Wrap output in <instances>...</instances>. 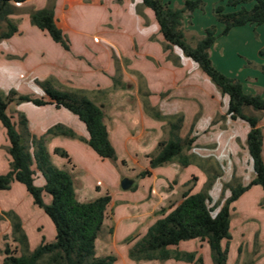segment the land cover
Returning a JSON list of instances; mask_svg holds the SVG:
<instances>
[{
    "label": "trees",
    "instance_id": "obj_1",
    "mask_svg": "<svg viewBox=\"0 0 264 264\" xmlns=\"http://www.w3.org/2000/svg\"><path fill=\"white\" fill-rule=\"evenodd\" d=\"M24 1L0 0V40L9 38L18 31L17 22L10 15L17 10L15 4ZM55 1L47 0L46 6L29 9V21L69 51L70 40L58 26L54 14ZM250 2L251 7L246 8L244 5ZM226 5L233 10L226 12L223 5L213 8L214 17L222 25V29L217 32L216 26L210 25L201 35H191L194 41L191 44L186 38L183 20L185 17L190 18L194 10L203 9L204 0H182L180 5L174 7L163 0H142V6L149 8L154 15L163 38V50L167 51L175 46L195 62L220 92L228 97L226 115L248 125L246 149L253 177L246 184L238 180L233 185L229 184L230 194L218 208L209 205L210 178L200 191L191 192L190 188L183 191L180 202L167 212H162L148 226L144 235L129 246L128 257L134 261L174 259L204 264L202 257L197 256L196 252L177 248L181 241L198 239L208 244L211 264H226L233 202L252 185H259L264 191L263 132L259 126L260 113L264 112V97L259 93L246 92L238 79L218 70L210 58V48L218 36L227 35L233 27L264 23V0H226ZM258 53L264 56V46ZM171 55L168 54L173 59ZM174 63H177L175 59ZM261 70L264 72V65ZM35 83L42 88L43 96L23 94L13 88L6 95L0 93V123L5 129L7 152L10 156L8 170L0 174V190L10 188L12 181L21 183L31 196L33 204L49 217L55 233L53 240L46 241L42 238L35 248L29 250L28 239L17 214L0 211V215L11 216L14 240L21 249L19 252L17 247L11 248L6 244L1 264H112L115 260L113 255L95 254V242L107 217L110 195L80 201L74 190L72 173L55 166L46 147V138L50 136L78 138L86 142L99 157L116 161V151L109 139L102 105L97 104L81 88L60 89L50 78L42 81L36 79ZM23 101L36 106L50 104L54 108L68 110L84 124L87 138H82L62 123L49 126L42 135L30 132L24 113L17 112V121H14L9 112L10 104ZM146 111L153 118L166 121L168 138L157 142L155 151L148 154V168L138 176H148L152 168L172 161L187 166L190 154L186 151L193 146L195 136H179L183 115H162L150 105H146ZM54 152L69 159L68 152L62 148L56 147ZM37 172L43 178L42 185L35 184ZM135 188L136 185H132L130 189ZM45 196L49 199L48 202L45 201ZM132 240L128 238V241Z\"/></svg>",
    "mask_w": 264,
    "mask_h": 264
},
{
    "label": "rangeland",
    "instance_id": "obj_2",
    "mask_svg": "<svg viewBox=\"0 0 264 264\" xmlns=\"http://www.w3.org/2000/svg\"><path fill=\"white\" fill-rule=\"evenodd\" d=\"M212 3L216 6L223 5L226 12L233 10V8L226 5V0H204L203 9L194 10L195 12H192L190 18L185 17L183 20L184 25L189 27L192 26L191 28H193V30H190L184 27L186 38L191 44L194 42L191 35L199 36L206 27L210 25L216 26L218 23L214 17L213 11L211 12ZM251 5L252 3L250 2L246 3L244 6L250 8ZM31 6L32 3L29 2L28 4H22V8H16L17 10L14 14L18 15L16 19L17 25L22 22L19 16L21 17L24 14L28 15V10L33 9ZM44 6H46V4L43 5V7ZM169 6L174 7L178 5L176 2H172ZM26 21L27 25L31 26L29 19ZM60 22L62 27L68 28L62 20H60ZM103 24L104 30L106 29L108 31V29L112 28L110 21L104 22ZM248 26L249 32L245 34L235 33L237 30H234L229 36H218L219 45L225 48L228 54V60L225 59L226 65L222 66H224V70H230L232 75L227 72H225V74L238 79L242 85L245 86V89L252 90L253 93H259L264 97V72L261 70V66L264 65V57L258 54L260 46H264L262 45L264 43V32H262L260 36V32L255 29L257 26L260 27V25ZM31 27L39 31L34 26ZM199 30L202 33H199ZM97 32L98 34L94 36L102 34L100 30H97ZM67 34L71 42H73L72 44L75 50H78L77 38L79 35L72 32ZM107 53L109 55L110 51L98 50L93 53L96 56H90L94 65H90L89 77H92V71H94L93 74L96 72L97 75L98 73L107 74L109 83L107 88L108 92H125L127 90L137 89L139 93V96H137L138 100L142 103L145 112L148 114L149 112L146 111V105L151 106L148 99L150 92L148 91L144 77L140 75L141 72L138 73L130 68L129 57L121 59L115 54V51H111L110 57L112 59V67H110L109 58L107 60ZM171 56L173 59L169 56H167V58L174 63L175 56ZM193 65L196 71L193 70L190 72L185 69L184 72H186L187 79L192 85V88H194V86L198 87V94H191L192 97L188 98L179 96L176 98V101L173 100L172 102L173 105L179 107V113L176 114L183 115L179 136L181 138L195 136L196 140H194L193 146L186 151V153L190 154V163L187 166H182L177 161L165 163V167L171 164L172 170L177 169V172L172 173L170 179L167 178V174H160V176L156 178L138 176L147 166V160L142 156V153H153L157 141L168 138V126L166 124L162 126L163 131H150L145 140H143L139 146H135L136 148L132 147L133 145H126V147L125 145H116V161L110 159L100 160L96 156L97 160L85 159V165L90 169L89 172L86 168L82 170L80 168L77 169L79 170L77 175L81 177L83 182L81 192L79 190L76 191L78 199L84 200L85 198V200H91L107 193L111 196V208L109 207L107 214L108 230L107 228L103 229L97 237L95 242L96 256L111 254L116 257V264H123L120 254L126 252L127 243L134 242L140 234L145 233L148 226L152 224L158 216L162 215V212H167L181 199L183 191L189 188L192 192L204 189L208 178H210L209 180L211 181V186L208 189V193L211 197L209 205L211 207L216 206L217 208L230 194L228 189L229 184L233 185L236 180L241 183H247L250 180L252 171L251 161L246 149L247 125L240 119L232 120L227 117V96L222 95L215 84L202 73L197 64ZM68 67L75 72L79 71V68L75 65ZM238 74L239 77H237ZM48 78L52 79L55 86L60 89L75 88L71 82L60 81L52 75ZM93 81L94 78L92 77L90 82L87 83L94 84ZM182 81L184 82V80H179V82ZM34 85V89L29 93L23 94L36 97V93L39 92L37 97L43 96V90L40 85L35 83V80ZM4 86L0 84V93L2 95H6L8 91ZM83 89L86 90L88 96L93 97L96 94V92H94L95 90L91 91L88 88ZM181 89L182 87L178 90ZM104 91L102 90V92ZM122 95L124 96V94ZM103 98L99 96V99L103 101L108 100L107 105L111 107L112 98H106V95H104ZM127 99L128 101H134L137 98L130 97ZM48 109L53 108H49L48 106H36L26 101L9 105V112L13 115L14 121H17V112L24 113L27 115L26 117L30 116L28 125L30 122V127H34L33 130L36 127L39 129L42 128L38 122H42L43 119L47 118V121L51 116V120L53 121L59 117L61 111L68 113L70 116L74 117L80 125H83L82 122L66 109L53 110L52 113H50ZM155 109L159 111L158 108L155 107ZM148 115L151 116L150 113ZM4 139L5 133L0 124V173L6 172L4 170L9 168L10 162L6 154L7 147ZM48 142H50L49 139L46 141L49 147ZM51 147H49L50 152L48 151L53 158L51 161L55 166L59 167L56 165V158L52 154L53 147L52 149ZM128 149H136L141 153L138 163L129 162L126 159V157L129 156L127 153ZM193 177H196V179ZM123 178L131 180L134 183L133 185H138L137 190L132 192L128 189H123L121 187V180ZM38 179L43 182L41 174L37 172V175L34 177L35 184H38ZM176 186V190L172 191ZM162 198L164 199V203L158 201ZM44 199L46 202L49 201L47 196H45ZM245 202L246 207L239 206V203L237 208L240 207L242 211L245 209L247 212L246 214H258L257 210L252 209V205H250L247 200ZM160 203L163 204L161 205ZM260 205L264 206V201H262ZM151 210L155 211L149 214ZM0 211L6 214L10 212L17 214L27 236L29 250L35 248L41 242L42 238L46 241L53 240L55 231L51 220L41 208L33 204L29 193L25 190L24 186L17 181H12L10 188L0 190ZM230 218L231 238L228 243L229 249L226 264H254L253 261H255L256 264H264V224L259 225V221L255 219L256 217H254V219H242L237 212H231ZM114 225L116 232L112 238ZM107 234L108 244L104 242ZM128 238L133 240L128 241ZM114 240L116 241V245L112 247L114 245ZM6 244H9L11 248L17 247L18 251H21L20 245L14 240L11 216L3 214L0 215V264L2 263L4 256L3 251ZM178 247L181 248L179 250L196 252L197 256L202 257L204 264H211L210 250L206 242L198 239H189L181 241ZM254 253L256 257L252 260ZM134 263L136 264L137 262ZM189 263L180 260L177 262L174 259L169 261L167 259L163 261L142 260L140 264ZM137 264H139V262Z\"/></svg>",
    "mask_w": 264,
    "mask_h": 264
},
{
    "label": "crops",
    "instance_id": "obj_3",
    "mask_svg": "<svg viewBox=\"0 0 264 264\" xmlns=\"http://www.w3.org/2000/svg\"><path fill=\"white\" fill-rule=\"evenodd\" d=\"M163 1L165 3H168L169 5H171L172 2H176L177 5L182 3V0ZM29 2L32 3L31 7H33V9L42 8L43 5L46 4V0H25L22 3L15 4V7L22 8V4H28ZM213 3L211 6V12L216 6ZM54 14L58 26L67 36V33L69 32L79 35L77 38L78 50H75L74 45L72 44L73 42H71L69 36L68 38L70 40V50L66 51L62 48V46L54 42L44 31L38 29L31 23V26H34L39 31H36L30 25H27L26 20L29 19V15L24 14L21 17L19 16L22 22L18 24V31L11 37L0 40V84L3 86L5 85L4 87H6L8 90L10 88H14L20 93H29L32 89L35 88L34 80L37 79L42 81L44 79H47L51 75L56 77L60 81L71 82L73 87L75 88H88L91 91L95 90L94 92H96V94L93 97H90L97 104L102 105V110L104 112V122L108 130L109 139L114 148L119 144L125 145V147L126 145H133L132 147L139 146L140 143L145 140L150 131H161L162 126L166 125V121L155 119L145 112L142 103L138 100L137 96H139V93L137 89L130 91L127 90L125 92H108L107 88L109 83L107 74L98 73L97 75L96 72L93 74L94 71H92L94 84L87 83L90 82L92 78L89 77L90 65H94V63L91 60L90 56H96L93 54L94 51H110L109 55L107 53V60L109 58L110 67H112V59L110 57L111 51H115V54L118 55L121 59H124V57H129L128 59L130 62V68L137 71L138 73L141 72L142 74L140 73V75L144 77V81L146 82V86L148 88V91L150 92V94L148 95V99L151 106L158 108L159 112L162 115L168 116L179 113V107L172 104L173 100L176 101L177 97L182 96L188 98L192 97L191 94H198V87L194 86V88H192V85L187 79L186 72H184L185 69L189 70L190 72L195 70V66L193 64L196 63L193 62L190 58L184 56L182 52L175 46L170 50H163V38L159 32V28L155 21L154 15L149 8L142 6V0H121L120 2H117L116 0H56L54 6ZM10 17L16 20L18 18V15L12 14L10 15ZM60 20H62L68 26V28L62 27L60 24ZM109 21L111 22L112 28L108 29V31L106 29L104 30L102 26L104 25L103 23ZM183 27L193 30V28H191L192 26L189 27L183 24ZM248 27V25L233 27L227 35L229 36L234 30H237L235 31V33L245 34L249 32ZM216 28L217 32H219L222 29V25L220 23H217ZM255 29L260 32L259 35L261 36L262 32H264V23L261 24L260 27L257 26ZM97 30H100V33L102 34H100L99 36H94L95 34H98ZM199 33L202 32L199 30ZM262 45H264V43ZM261 47L263 46H260V48ZM170 53L175 56V61L177 62V64L172 63L170 60H168L167 56ZM227 56L228 54L226 52V49L220 46L218 39H216L214 44L210 48V58L212 60V63L221 72H227L231 74L230 70L226 71L224 70V66H222L226 65L225 59L228 60ZM72 65L77 66L79 68V71L75 72L73 69L68 67ZM237 77H239V74L237 75ZM179 80H184V82H179ZM181 87L182 89L178 90ZM243 89L246 92H252V90L245 89V86H243ZM102 90L105 91L102 92ZM36 94L38 96L39 92H37ZM122 94H124V96ZM104 95H106V98H112L111 107H108L107 105L108 100H105V102L102 99H99V96L100 98H103ZM130 97H136L137 99L134 101H128L127 98ZM45 106L53 108L48 109L50 110V113H52L53 110L55 111L64 109L54 108V106L50 104ZM29 117L30 116L27 117L28 120L30 119ZM46 119H43L42 122H38L42 128L39 129L36 127L35 129L37 130H33L34 127L31 128L29 122L28 126L30 132L36 135H41L49 126L55 123H62L73 129L77 135L81 136L82 138H87V132L84 124L82 123L83 125H80V123H78V121H76L74 117L70 116L64 111H61L59 117H57L53 121L51 120V116L49 120L46 121ZM259 126L262 128L263 132L262 156L264 159V112L260 113ZM2 129L5 133V129L3 128V126ZM248 129L249 127L247 125V132ZM47 139H49L50 141L48 142L49 147H51V145L53 147L52 154L56 158V165H58L60 168L68 169L72 173L75 193L77 190L81 192V187L83 185L81 177H78L77 175V173H79V170L77 169L80 168L82 170L86 168L88 172L90 171V169L85 165V159L89 158L92 160H97L98 157L100 160H108L106 158L103 159L99 157L86 142L78 138L50 136L49 138L47 137ZM4 140L7 147L8 141L6 133ZM46 147L50 152V148L47 146V144ZM56 147L66 150L68 152L69 159L57 155L54 152V149ZM127 153L129 156H127L126 159L129 162L138 163L140 161L141 153H139V151H137L136 149H128ZM6 154L8 155L10 161L8 152ZM142 156H144L145 160H147L148 166V152L142 153ZM51 159L53 158L51 157ZM147 166L145 167V169L148 168ZM7 170L8 168H6L4 171ZM173 172H177V169L172 170L171 164L170 166L166 167L163 164L161 166L152 168L151 174L148 176L156 178L160 176V174H167V178L170 179ZM252 177L253 172L250 176V179ZM38 180L39 181L37 185H42L43 182L40 179ZM133 184L134 183L132 182L130 187L128 188V190L132 192L136 191L138 188V185H136L135 190H131L130 188ZM176 188L177 186L174 187L172 191H175ZM180 200L177 203H179ZM246 200L250 205H252V209L257 210L258 214H246L247 212L245 209H243L242 211L240 210V207L237 208L239 203V206L241 205L242 207H246ZM80 201L88 200H85L84 198V200ZM158 201L163 202L164 199L162 198ZM262 201H264V191L259 185H252L235 202H233L231 212H237L239 217H241L242 219H254V217H256L255 219L259 221V225H263L264 206L260 205ZM163 203L160 204L162 205ZM110 206L111 200L107 207V214ZM154 211L155 210H151L149 214H152V212ZM105 228H107L108 230V217L105 218L100 232ZM115 232L116 228L114 225L113 234L111 236L112 238L114 237ZM142 235H144V233L140 234L138 238ZM104 242L108 244V234L106 235V239L104 240ZM115 242L116 241L114 240V245L112 247L116 245ZM131 244L132 242L127 243L126 252L122 253L123 255L120 254L123 260V264H135L134 262H139L140 264L142 260L134 261L128 257V248ZM179 245L180 243L177 245V248L181 249L178 247ZM255 257L256 254L254 253V255L252 256V260H254ZM168 260L170 261L173 259ZM175 261L178 262L179 260ZM116 263L117 259L115 257V260L112 264ZM253 263L256 264L255 261H253Z\"/></svg>",
    "mask_w": 264,
    "mask_h": 264
},
{
    "label": "water",
    "instance_id": "obj_4",
    "mask_svg": "<svg viewBox=\"0 0 264 264\" xmlns=\"http://www.w3.org/2000/svg\"><path fill=\"white\" fill-rule=\"evenodd\" d=\"M131 183H132L131 180H129V179H127V178H123V179L121 180V187H122L123 189H128V188L130 187Z\"/></svg>",
    "mask_w": 264,
    "mask_h": 264
}]
</instances>
